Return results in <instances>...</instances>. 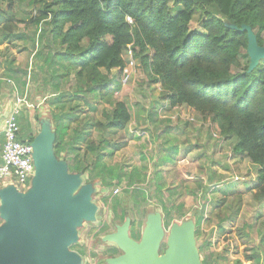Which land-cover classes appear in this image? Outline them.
I'll list each match as a JSON object with an SVG mask.
<instances>
[{"label": "trees", "instance_id": "1", "mask_svg": "<svg viewBox=\"0 0 264 264\" xmlns=\"http://www.w3.org/2000/svg\"><path fill=\"white\" fill-rule=\"evenodd\" d=\"M24 1L0 0L1 77L15 82L23 95L28 83L41 82L51 122L47 125L55 135L54 156L67 164L69 173L101 189L125 181L124 192L137 207V198L146 200L141 186L148 184V190L153 187L157 193L164 187L156 169L147 181L144 174L116 170L106 162L125 146L113 138L131 120L126 105L113 100L125 68L123 55L130 50L147 80L163 90L170 108L192 109L221 137L232 140V155L257 167L256 185L246 194L264 203V62L247 71L246 32L240 31L241 26L250 27L258 46H264V0H26L30 11L18 19L16 2ZM169 2L179 7L174 15ZM195 18L199 30L190 29ZM16 43L23 45L19 53L27 54L25 66L8 55ZM112 71L118 75L112 77ZM17 123L19 140L31 143L35 133L26 110ZM238 193H231L234 201L229 206L224 198L217 201L218 230L236 220L243 196ZM170 196V191L162 195L166 199L156 196L165 220L171 219L166 207ZM110 211L113 227L129 220L130 237L137 240L147 211L140 220L129 219V210L116 198L110 201ZM202 218L195 223L196 239ZM204 250V245L198 247L202 264H224L223 258L214 262V254ZM77 253L84 257L82 251Z\"/></svg>", "mask_w": 264, "mask_h": 264}, {"label": "rangeland", "instance_id": "2", "mask_svg": "<svg viewBox=\"0 0 264 264\" xmlns=\"http://www.w3.org/2000/svg\"><path fill=\"white\" fill-rule=\"evenodd\" d=\"M17 4L18 2L14 9L16 17L26 18V13L30 11L26 8L27 1ZM178 8L169 2L172 15ZM6 9L7 5H3V10ZM190 29L199 30L197 18L190 23ZM22 46L21 43H16L8 54L13 56L11 52H16V64L24 65L26 55H18ZM123 58L125 68L121 74L120 90L114 94L113 100L126 105L131 120L127 127L113 138L125 146L107 158L106 162L116 170L144 174L147 181L156 169L162 173L161 181L164 187L157 193L153 187L149 191L148 184L141 186L145 190L146 200L143 202L141 197L137 198L140 205L137 207L127 196L130 194L124 192L125 181L116 186L120 189L116 196L112 195V188L101 189L95 184L91 203L97 207L96 221L85 223L79 229L78 243L74 248V252L84 253L82 264H105L106 255H109L107 253H113L112 247L102 242L106 234L100 233L102 227L106 228L107 234L114 231L111 222L114 216L110 211L111 200L116 198L122 201L129 210V219L137 221L140 220L143 210L149 215L154 214L155 210L161 214L162 209L156 196H160L161 200L166 199L162 195L165 196L168 191L172 196L166 207L172 220H165L161 214L165 227L189 221L195 227L197 219L203 216L199 226L200 236L195 238L197 250L199 246L204 245V254L213 253L214 262L223 258L224 264H248L245 261L247 256H257L258 264H264V203L254 201L252 193L246 194L248 189L256 185L257 167L247 159L232 155V140L221 137L214 125L203 121L192 109L185 106L170 108L168 100L163 96V90L159 85H153L147 80L137 61L131 59L130 50L125 51ZM117 75V71H112V77ZM22 96L23 110L28 112L36 135L41 124L51 125L49 110L42 96L41 82L28 83L26 93ZM94 135L97 136L98 132ZM159 162L162 164L157 165ZM81 178L84 184L86 178ZM238 191L243 196L236 220L231 224H222V229L218 230L215 227L218 214L214 209L217 201L224 198L229 206L234 201V198L229 196ZM103 199L108 200L106 205L103 204ZM235 205L236 203L232 205V210ZM211 218L212 223H209ZM136 239L139 240V237ZM164 249L165 246L161 245L159 254L163 253ZM113 254L115 255V251ZM91 255L95 256L91 258Z\"/></svg>", "mask_w": 264, "mask_h": 264}, {"label": "water", "instance_id": "3", "mask_svg": "<svg viewBox=\"0 0 264 264\" xmlns=\"http://www.w3.org/2000/svg\"><path fill=\"white\" fill-rule=\"evenodd\" d=\"M240 31L246 32L251 72L264 61V46H258L250 27L241 26ZM54 140L49 124H41L30 143V187L23 193L13 186L0 189V264H82L71 247L78 243L79 229L96 221L94 190L55 158ZM129 230L125 220L102 238L115 251L105 264H202L191 221L165 227L162 215L154 213L146 216L139 240H133ZM161 245L165 249L159 254Z\"/></svg>", "mask_w": 264, "mask_h": 264}, {"label": "built area", "instance_id": "4", "mask_svg": "<svg viewBox=\"0 0 264 264\" xmlns=\"http://www.w3.org/2000/svg\"><path fill=\"white\" fill-rule=\"evenodd\" d=\"M21 105L22 99H17L15 109L4 122V142L0 157V189L13 186L18 192L23 193L30 187L34 166L30 143L19 140L20 127L17 117L20 114ZM111 193L116 196L120 193V189L114 188Z\"/></svg>", "mask_w": 264, "mask_h": 264}, {"label": "crops", "instance_id": "5", "mask_svg": "<svg viewBox=\"0 0 264 264\" xmlns=\"http://www.w3.org/2000/svg\"><path fill=\"white\" fill-rule=\"evenodd\" d=\"M11 54L13 55L12 57L15 60H17V56H16L17 53L11 52ZM22 54L27 55L25 52L19 53L18 55H22ZM25 64L26 62L24 63V65L22 64H19V65L25 66ZM3 67H4V64L0 60V157H1L2 146L4 142V139H3L4 122L6 121V119H8V117L11 115V113L15 109L16 100L23 99V96H22L23 94L19 93V91L16 88L15 82H13L12 80L8 78L1 77L2 72L4 70ZM23 109L24 108L21 105L20 112ZM0 162H1V159H0ZM144 221L145 219H142L143 224H144ZM104 249H106V247Z\"/></svg>", "mask_w": 264, "mask_h": 264}, {"label": "flooded vegetation", "instance_id": "6", "mask_svg": "<svg viewBox=\"0 0 264 264\" xmlns=\"http://www.w3.org/2000/svg\"><path fill=\"white\" fill-rule=\"evenodd\" d=\"M258 260H259V258L257 256H250V258L246 259L245 261L248 264H258ZM261 260H263V259H261Z\"/></svg>", "mask_w": 264, "mask_h": 264}]
</instances>
